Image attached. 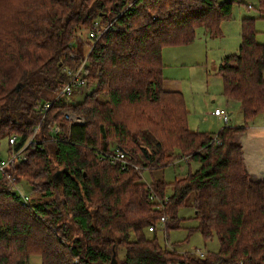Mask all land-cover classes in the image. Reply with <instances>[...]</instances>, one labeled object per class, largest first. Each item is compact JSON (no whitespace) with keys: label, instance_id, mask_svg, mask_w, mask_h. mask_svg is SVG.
I'll return each instance as SVG.
<instances>
[{"label":"trees","instance_id":"16d2710c","mask_svg":"<svg viewBox=\"0 0 264 264\" xmlns=\"http://www.w3.org/2000/svg\"><path fill=\"white\" fill-rule=\"evenodd\" d=\"M239 2L0 0V142L9 154L11 137L14 149L33 137L12 170L30 188L28 203L0 183V264L32 256L41 264H264V179L246 173L238 141L264 112V45L254 20H242L239 48L217 70L241 126L215 135L189 130L182 94L164 88L161 59L164 48L192 43L198 29L220 35ZM84 61L91 90L80 102L56 98L71 80L66 70ZM68 113L83 124L70 125ZM114 147L150 173L183 160L186 175L148 187L133 167L122 171L96 156ZM184 207L196 221L189 233L215 238L216 252L159 245L161 218L166 232L179 228Z\"/></svg>","mask_w":264,"mask_h":264},{"label":"rangeland","instance_id":"374dc122","mask_svg":"<svg viewBox=\"0 0 264 264\" xmlns=\"http://www.w3.org/2000/svg\"><path fill=\"white\" fill-rule=\"evenodd\" d=\"M247 6L250 9H247ZM259 10L257 0H240L239 3L232 6L231 18L220 24L221 34L217 37H210L203 33V30L198 29L192 43L186 46L166 47L162 50L161 59L164 66L165 89L183 91L181 94L188 110L187 125L189 130L212 135L224 127L223 122L211 115L215 107H219L218 109L225 110L229 114L228 126H237L241 123L240 106L237 102L229 101L226 103L223 99V95H221L222 82L216 71L221 64V58L224 55L235 53L239 48L242 17L257 18L254 22V29L259 33L255 36V40L264 43V17L258 18ZM207 80L209 85L208 88H205ZM189 82L193 83L194 97L188 92ZM90 90L91 88L89 90L87 88V92ZM87 92L75 94L72 99L65 98V101L80 102ZM7 156L8 145L3 140L0 142V159ZM197 168V164L191 165L192 171ZM186 172V163L183 160H177L168 167L151 173L143 170L142 176L148 183L152 180H162L171 184L175 179L185 176ZM21 190L24 193H30V188L25 185L21 186ZM170 193L171 190L167 187V194ZM178 216L179 218H186L177 224L179 228L166 232L161 224L157 225L155 235L161 247L169 246L177 252L189 254L216 252L218 250L215 238L205 241L199 233H189V229L196 226V221L193 219L194 212L191 209L181 208L178 211ZM151 236L152 232L147 231L146 237L150 238ZM123 258L124 249L120 248L118 259L123 260ZM28 264H41L40 257L32 256Z\"/></svg>","mask_w":264,"mask_h":264},{"label":"built area","instance_id":"2783aa9c","mask_svg":"<svg viewBox=\"0 0 264 264\" xmlns=\"http://www.w3.org/2000/svg\"><path fill=\"white\" fill-rule=\"evenodd\" d=\"M107 31V28L103 29V32ZM99 30L95 32H91L89 36L94 37L101 35L103 33ZM86 66V62H82L80 67L77 70H66V73L71 76V80L69 83H67L59 92L58 96L56 98H72L75 94H83L84 92H87V85L84 80V68ZM49 104L45 106V110L49 108ZM212 114L219 118L225 125L228 123L229 116L225 110L222 109H215ZM66 120L69 122L70 125L83 124V118L76 116L75 114L68 113L66 115ZM37 130V128H35ZM52 133H56L55 129H50ZM33 140V137L28 138V140L25 142V144L20 147L19 149H14V145L17 143L16 137H11L8 140L9 145L11 146V149L9 151V154L6 158L0 159V183H3L4 186L8 187L11 192H13L18 198L24 203H28L30 194L24 193L21 190L22 184L17 181L16 177L12 174V170L21 163L26 155V147L29 143H31ZM98 155L99 160H107L111 165L118 164L120 166V169L122 171H126L129 167H133L138 174L141 176L142 180L146 183V185L149 187V183L144 180L142 176L143 169L140 166H136L131 164L127 160V156L124 152H122L119 148H115L112 150V152H96V156ZM165 222V218H161L160 224L163 226ZM149 232L153 231V227L148 228ZM170 250L169 246H167ZM199 256H203V253H196Z\"/></svg>","mask_w":264,"mask_h":264},{"label":"crops","instance_id":"0c3cea01","mask_svg":"<svg viewBox=\"0 0 264 264\" xmlns=\"http://www.w3.org/2000/svg\"><path fill=\"white\" fill-rule=\"evenodd\" d=\"M247 9H250V7L247 6ZM262 17H264V12L259 11L258 18L262 19ZM244 19H252L255 22L257 18H255V17H242L241 22ZM258 33L259 32L256 30V35ZM240 40H241V27H240ZM256 42H257V40H256ZM257 43L264 45V43H261L260 41H258ZM235 53H230V54L224 55L221 58V61L224 57L231 55V54H235ZM165 85H166V82L164 80V88H165ZM208 85H209V81L207 80L206 84H205V88H208ZM166 90H169V89H166ZM169 91H176L179 93L183 92L180 89L169 90ZM188 92H190L191 96L194 97L193 93L195 91H194V87H193L192 82L188 83ZM223 99L225 100L224 97H223ZM225 101H226V103L229 102L227 100H225ZM226 106H228V104H226ZM218 108L219 107H215L214 110L218 109ZM211 115L213 117H216L212 113H211ZM228 116H229V114H228ZM218 120L220 122H222L219 118H218ZM228 123H229V121H228ZM228 123H227V125H228ZM241 125H242V120H241V123L237 126H241ZM217 133H215V134H217ZM208 134H210V133H208ZM215 134H212V135H215ZM238 141L241 144L242 161H243V166H244V170L246 171V173L254 180L264 179V112L262 114L258 115L254 119V121L247 127L246 131L238 136Z\"/></svg>","mask_w":264,"mask_h":264},{"label":"water","instance_id":"95a60500","mask_svg":"<svg viewBox=\"0 0 264 264\" xmlns=\"http://www.w3.org/2000/svg\"><path fill=\"white\" fill-rule=\"evenodd\" d=\"M61 172H62V171H57V172L55 173L56 178H60ZM112 258L114 259V254H113V257H112Z\"/></svg>","mask_w":264,"mask_h":264}]
</instances>
